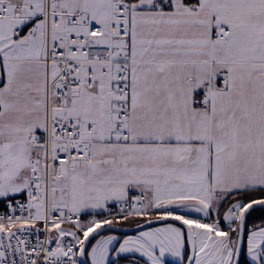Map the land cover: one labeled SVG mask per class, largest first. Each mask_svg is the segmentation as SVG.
<instances>
[{
  "label": "snow or ice",
  "instance_id": "obj_1",
  "mask_svg": "<svg viewBox=\"0 0 264 264\" xmlns=\"http://www.w3.org/2000/svg\"><path fill=\"white\" fill-rule=\"evenodd\" d=\"M0 264H264V0H0Z\"/></svg>",
  "mask_w": 264,
  "mask_h": 264
}]
</instances>
